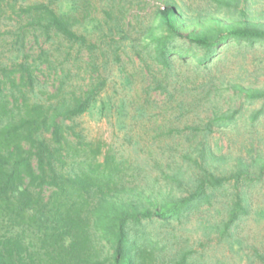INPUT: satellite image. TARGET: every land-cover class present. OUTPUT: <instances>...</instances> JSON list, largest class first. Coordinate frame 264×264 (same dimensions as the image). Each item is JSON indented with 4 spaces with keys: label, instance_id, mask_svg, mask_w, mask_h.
Returning a JSON list of instances; mask_svg holds the SVG:
<instances>
[{
    "label": "trees",
    "instance_id": "16d2710c",
    "mask_svg": "<svg viewBox=\"0 0 264 264\" xmlns=\"http://www.w3.org/2000/svg\"><path fill=\"white\" fill-rule=\"evenodd\" d=\"M26 1L0 0V264H264L245 232L264 157L230 168L213 142L224 97H261L221 64L264 46L252 0H136L134 22L133 0ZM86 113L114 114L132 155L88 141Z\"/></svg>",
    "mask_w": 264,
    "mask_h": 264
},
{
    "label": "rangeland",
    "instance_id": "374dc122",
    "mask_svg": "<svg viewBox=\"0 0 264 264\" xmlns=\"http://www.w3.org/2000/svg\"><path fill=\"white\" fill-rule=\"evenodd\" d=\"M36 1L46 0H27V3H33ZM134 6L130 7L128 19L134 22L132 15L137 12V2L133 0ZM147 4H144L140 13L141 15L150 13L156 5L159 4L158 0H146ZM190 3H197L199 0H189ZM64 7L67 5L62 3ZM199 6V3L197 4ZM251 9L254 12V16L264 22V0H252ZM8 27L12 24L10 20L3 21ZM3 24V25H4ZM4 30V28L2 27ZM136 64V65H135ZM126 65V69L130 73H137V63ZM222 74L229 80H235V82L241 84L244 87H250L261 92L259 99L240 98L234 96L229 100L224 97L221 101L223 108H232L238 111L236 115V124L221 133L214 134L213 142L218 143V147L223 154H226L230 159L226 161V164L230 168H234L239 158L245 159L248 162L250 158L260 154L264 157V46H258L254 49L242 50L238 47L232 48L222 60ZM112 79H117L116 76H112ZM135 85L129 87L126 93H123L128 98L134 99L138 94L140 95V84L138 77L135 78ZM113 85V86H112ZM112 88L118 89L116 84L110 80L107 86V91L110 94ZM130 91V92H129ZM260 110L261 113L257 119L251 120V115L254 112ZM78 128L85 138L93 144L102 145V151L106 148H113L126 157H130L131 150L124 145L123 134L124 130H119L115 126V115H108L104 118H98L97 116L86 113L77 119ZM126 123L128 129L132 135L142 134L141 125L134 120L127 119ZM252 208L253 210L264 209V186L260 189H256L252 196ZM245 232L247 234L248 242L259 243L264 236V219L259 222L253 223L249 221L247 223ZM243 264V263H240ZM246 264V263H245Z\"/></svg>",
    "mask_w": 264,
    "mask_h": 264
}]
</instances>
